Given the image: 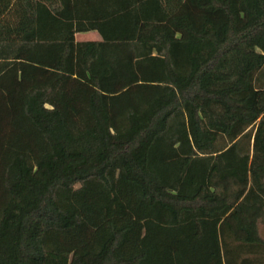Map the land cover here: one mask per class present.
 Instances as JSON below:
<instances>
[{
    "label": "trees",
    "instance_id": "16d2710c",
    "mask_svg": "<svg viewBox=\"0 0 264 264\" xmlns=\"http://www.w3.org/2000/svg\"><path fill=\"white\" fill-rule=\"evenodd\" d=\"M0 162V264H264V0H0Z\"/></svg>",
    "mask_w": 264,
    "mask_h": 264
},
{
    "label": "rangeland",
    "instance_id": "374dc122",
    "mask_svg": "<svg viewBox=\"0 0 264 264\" xmlns=\"http://www.w3.org/2000/svg\"><path fill=\"white\" fill-rule=\"evenodd\" d=\"M186 13H188L196 23L199 22L201 18V12L200 10H197L192 7H187L186 8ZM79 37H77L80 40H94L100 37L99 33L97 31H90V32H81L77 34ZM2 168H1V162H0V206L4 202V191H3V182H2ZM260 231L261 234L264 237V218L260 222Z\"/></svg>",
    "mask_w": 264,
    "mask_h": 264
},
{
    "label": "crops",
    "instance_id": "0c3cea01",
    "mask_svg": "<svg viewBox=\"0 0 264 264\" xmlns=\"http://www.w3.org/2000/svg\"><path fill=\"white\" fill-rule=\"evenodd\" d=\"M89 32H90V31H89ZM77 34H78V33H77ZM77 34H76V39H77V40H80V39L77 38V37H79ZM98 39H100V37L97 38V39H94V40H98Z\"/></svg>",
    "mask_w": 264,
    "mask_h": 264
}]
</instances>
